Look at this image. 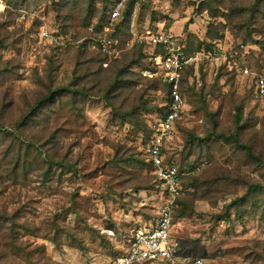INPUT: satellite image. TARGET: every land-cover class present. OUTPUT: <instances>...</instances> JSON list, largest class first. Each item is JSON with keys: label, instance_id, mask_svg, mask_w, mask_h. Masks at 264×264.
Instances as JSON below:
<instances>
[{"label": "rangeland", "instance_id": "obj_1", "mask_svg": "<svg viewBox=\"0 0 264 264\" xmlns=\"http://www.w3.org/2000/svg\"><path fill=\"white\" fill-rule=\"evenodd\" d=\"M59 1L0 0V122L10 129L32 114L34 102L59 93L25 127L27 138L46 141L48 151L40 158L28 156L16 168L10 138H0L2 264H111L127 250L131 221L140 215L150 220L158 203L144 148L149 124L166 102V86L160 77L145 75L157 73L148 58L121 77L77 49L81 40L101 33L115 0L105 6L99 0L93 16L90 7H83L84 15L79 7L67 19L54 7ZM131 3L116 35L123 48L147 30H163L183 36L193 50L203 43L235 55L185 76L188 115L167 146L183 177L185 195L173 225L174 237L191 251L183 263L264 264V208H256L255 200L238 211L232 205L246 197L247 183L264 184V168L211 134L234 132L241 109V138L257 153L264 147V99L243 73L249 68L264 75V0ZM43 30L74 48L60 53L62 45L40 39ZM94 79L108 90L101 96L77 93L84 87L98 91L92 90ZM190 135L195 139L187 143ZM13 169L16 176L9 175Z\"/></svg>", "mask_w": 264, "mask_h": 264}, {"label": "built area", "instance_id": "obj_2", "mask_svg": "<svg viewBox=\"0 0 264 264\" xmlns=\"http://www.w3.org/2000/svg\"><path fill=\"white\" fill-rule=\"evenodd\" d=\"M125 2L126 0L118 1L110 11L108 19L101 25V33L89 40L93 49L106 55L107 61L103 66L108 68L111 61L121 58L136 43L147 42L151 48L147 58L157 69V73L146 72L145 75L154 74L160 77L170 91L169 100L163 106L167 113L164 117H158L156 123L151 125L153 133L144 148L145 160L155 177L154 194L158 203L154 215L150 220L145 218L146 220L131 221L133 225L127 250L114 258L111 264H184L183 261L188 259L182 255L183 244L173 235L174 217L183 195L182 179L179 165L175 161H168L167 152V146L177 132V124L183 122L188 115L181 91L184 71L201 64L234 59L235 55L217 45L188 54L185 39L179 41L170 32L163 30H147L123 48L118 37L114 35V30L121 20ZM91 31L93 32L92 28ZM40 39L64 45L46 30L40 33ZM243 73L252 77L255 96L264 99L263 73L249 68H245ZM203 262L202 259H197L192 264Z\"/></svg>", "mask_w": 264, "mask_h": 264}, {"label": "trees", "instance_id": "obj_3", "mask_svg": "<svg viewBox=\"0 0 264 264\" xmlns=\"http://www.w3.org/2000/svg\"><path fill=\"white\" fill-rule=\"evenodd\" d=\"M45 1H48V0H45ZM53 1L54 0H51V2H53ZM98 1L99 0H60L59 2H54L53 4H54V7H57L58 14L59 15L63 14L65 16V18L67 19L69 16H66V15L72 14L73 11H75L79 7L82 8V14L83 15H84V13L86 11V8H83V7H90L88 13L92 12L91 16H93V10L96 9V5H97ZM100 1H101V3L104 6L107 3L112 2V0H100ZM118 1L119 0L113 1V7H109L106 15L103 17L102 20L106 21L108 19L110 11L117 5ZM132 9H133V3H131V0H126L125 8H124V11L122 13L121 20L118 23L116 29L114 30V35L115 36L118 35L117 32H119L120 27L125 22H127V19L130 17ZM0 27H1V24H0ZM64 30H65L64 34L69 33V30H67L66 28H64ZM175 37L179 41L180 40L181 41L184 40L183 36L182 37L181 36H175ZM79 41H78V43H79ZM185 41L187 43L186 39H185ZM219 41H222V40H219ZM88 43H89V41H82L81 40V42L77 45V49L80 50L83 53V55L89 54L94 59H98L99 63H100L101 70H103L104 72H106L107 70H113V71L118 72L119 76H121V77H122V75L125 72H128L129 68L131 66L135 65L138 60H141L143 58L146 59L147 55H148V49H151L147 42L139 44V45L137 44L136 47L134 46L135 48L133 47L134 49L132 48L129 51L123 53L121 58L111 61L109 66H108V68H104L103 64L107 61L106 55L102 54V52H100V51H95V52L90 51V47H89ZM202 45H203V43H200V46L198 47V49L197 50H193L192 47L188 46V44H187V53L191 54L193 52L200 51L202 49L208 50L210 48V46L205 48ZM73 48H74L73 46L67 48V47H64V45H62V46H60V51L59 52L63 53L64 51H66L68 49H73ZM156 50L160 51L159 49H156ZM201 65H203V64H201ZM194 69L195 68H188V69H186L184 71V77H183V82H182V90H181L182 93L184 92V88L183 87H184V83H185L186 77H187V75L189 73H191L192 71H195ZM96 78L99 81H101V79L99 77H96ZM92 84L94 86L92 90H98V91H95V92L88 91L87 87H84L83 89L82 88H77L76 89L77 93L82 94V95H89V96H91V95L92 96H99V95L101 96L102 91L106 92V90H108L107 88L102 86V84L104 85L105 82H102L97 87V80L94 79ZM165 88H166V92L165 93H166V102H167L169 100L170 88H169V86H166ZM50 92H52L51 95L48 94L45 97L43 96L38 101L34 102V104L30 108H28L29 110L32 111V114L29 117H23L22 116L18 120V122L16 121L12 125V128L6 130L5 124L0 122V138L3 137V136L10 138L11 144L9 145V147H12L14 149L13 165L16 168L26 165V161H27L28 156L33 155L35 157L40 158L42 156L43 152L48 151L47 146H45L46 145V141H43L45 139L40 137L38 139L39 140V142H38V140L27 138V136H26V128L25 127L32 120V118L38 112V110L43 107V104H44L45 101L53 98L54 96L56 97V95H59V93H55L53 91H50ZM63 93H66V92H64L62 90V94ZM106 100H109V99H107V97H106ZM157 110H158V113H159L158 117H164L166 115V113H167V110L164 107H160ZM241 118H242V111H241V109H239L238 110V115H237L236 128H235V131L232 132L231 134H226V133H223V132L222 133L212 132L211 134H212L213 137H216V138H218L220 140H223V141L225 140L227 142H232L235 146H237V148L241 149L242 151H245L247 156L250 157L251 160H254V162L259 163L257 165L258 166V170H263L262 168H264V147L260 148L261 149V153H257L254 150L253 146L248 145L245 141H243V139L241 138V130H242V127H241V123H242L241 120L242 119ZM181 123L182 122H179L177 124L178 128H180V124ZM149 128H150V132H149L148 140L150 139V137L152 136V133H153V129H152L150 124H149ZM13 129H15V133L12 131ZM194 139H195V135H190L189 138H188L187 143L192 142ZM53 142H54V138L49 140V144L50 145L53 144ZM50 155L51 154H49V156ZM168 161L172 162V159H170V157H168ZM51 166H52V164H51ZM61 166L65 167V164L61 163ZM50 168H52V167H50ZM2 169L3 168H1V166H0V182H4L5 181V175L1 172ZM17 171L18 170L13 169V170H11L9 175H13V173H14L15 176H16L17 173H18ZM73 171H74V173L77 172L76 169H73ZM179 171H180V174H181L182 186H183V177H182V172H181L180 166H179ZM236 176L240 177V175H238V173L235 175V178H236ZM15 180H18V177H15ZM240 181H241V179H240ZM246 185H248L246 197L234 200L232 202V205L235 206L237 208V211H238V210H241L242 206H245L248 201L255 200L257 203L253 202V204L256 205L255 206L256 208H259V207H263L264 208V203L262 205H260L259 200H258V199H262L263 202H264V184H260V183L255 182V183H252V184L247 183ZM184 195L185 194L183 192V195H182V197L180 198V200L178 202V209H177L175 217H174L175 220L177 219L179 211H180V209L182 207V201H183ZM175 220H174V222H175ZM183 254H184V257H191V251L184 249V246H183V250H182V255ZM2 257H3V255L0 252V264H2Z\"/></svg>", "mask_w": 264, "mask_h": 264}, {"label": "crops", "instance_id": "obj_4", "mask_svg": "<svg viewBox=\"0 0 264 264\" xmlns=\"http://www.w3.org/2000/svg\"><path fill=\"white\" fill-rule=\"evenodd\" d=\"M136 219H137V220H140V219H144V220H146L145 217H143L142 215L136 217ZM141 221H142V220H141Z\"/></svg>", "mask_w": 264, "mask_h": 264}]
</instances>
